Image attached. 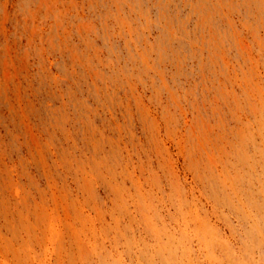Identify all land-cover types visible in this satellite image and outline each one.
Returning <instances> with one entry per match:
<instances>
[{
  "label": "rangeland",
  "instance_id": "obj_1",
  "mask_svg": "<svg viewBox=\"0 0 264 264\" xmlns=\"http://www.w3.org/2000/svg\"><path fill=\"white\" fill-rule=\"evenodd\" d=\"M0 264H264V0H0Z\"/></svg>",
  "mask_w": 264,
  "mask_h": 264
}]
</instances>
